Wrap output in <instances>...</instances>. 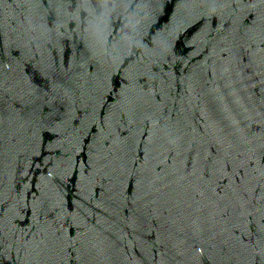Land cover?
I'll return each mask as SVG.
<instances>
[{"label": "water", "instance_id": "1", "mask_svg": "<svg viewBox=\"0 0 264 264\" xmlns=\"http://www.w3.org/2000/svg\"><path fill=\"white\" fill-rule=\"evenodd\" d=\"M0 264H264V0H0Z\"/></svg>", "mask_w": 264, "mask_h": 264}]
</instances>
